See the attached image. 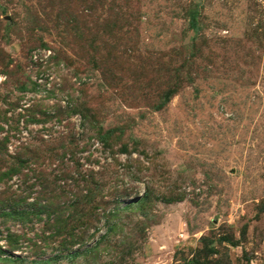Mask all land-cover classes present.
<instances>
[{"label": "rangeland", "instance_id": "1", "mask_svg": "<svg viewBox=\"0 0 264 264\" xmlns=\"http://www.w3.org/2000/svg\"><path fill=\"white\" fill-rule=\"evenodd\" d=\"M0 264H264V0H0Z\"/></svg>", "mask_w": 264, "mask_h": 264}, {"label": "trees", "instance_id": "2", "mask_svg": "<svg viewBox=\"0 0 264 264\" xmlns=\"http://www.w3.org/2000/svg\"><path fill=\"white\" fill-rule=\"evenodd\" d=\"M54 197H56V196H53V198ZM129 207V205H127V206H125V208L127 209ZM90 215H91V213L89 214V216H88V218H90L91 219V222H93V220H94V218H92V217H90ZM90 222V223H91ZM87 223V220H86V222H85V224ZM89 227H90V224L88 223V224H86L85 225V227H83V229H82V237H85L86 236V233H87V231L89 230ZM80 231H78V233H79ZM76 234L75 235V238H79V236H80V234ZM81 237V236H80Z\"/></svg>", "mask_w": 264, "mask_h": 264}]
</instances>
